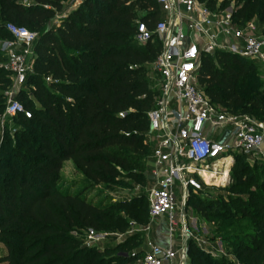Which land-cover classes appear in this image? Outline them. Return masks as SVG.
Masks as SVG:
<instances>
[{
    "label": "trees",
    "instance_id": "trees-1",
    "mask_svg": "<svg viewBox=\"0 0 264 264\" xmlns=\"http://www.w3.org/2000/svg\"><path fill=\"white\" fill-rule=\"evenodd\" d=\"M220 1L202 0L212 9L226 8L229 0ZM63 2L0 0V40L11 38L7 23L39 32L32 71L16 95L31 117H14L24 128L17 148L3 151L7 162L0 165V243L5 249L0 261L7 264L114 262L106 248L87 246L83 236L73 233L111 230L116 220L84 195L59 190L58 174L64 162L72 161L86 179L110 183L121 172L131 175L141 168L149 152L148 113L158 91L147 73L160 45L141 46L133 36L135 20L152 28L160 17L156 1L84 0L47 28ZM254 14L264 22V0H242L233 11L234 22L243 26ZM5 64L0 53L1 74ZM254 64L224 51L204 54L199 84L215 106L264 121V90L245 83L256 77ZM0 86H8L5 77ZM253 180L245 173L237 177L238 184L259 188ZM260 192L264 196V188ZM263 196L220 195L191 207L204 219H247L251 226L233 237V253L242 264H264ZM138 201V210L131 207V212L145 224L146 202ZM118 224V230H126L127 224ZM188 255L189 264H232L205 254L193 241Z\"/></svg>",
    "mask_w": 264,
    "mask_h": 264
},
{
    "label": "built area",
    "instance_id": "built-area-1",
    "mask_svg": "<svg viewBox=\"0 0 264 264\" xmlns=\"http://www.w3.org/2000/svg\"><path fill=\"white\" fill-rule=\"evenodd\" d=\"M83 1L72 0L71 8ZM155 1L160 17L152 28L135 20L133 41L141 46L155 41L160 45L151 65L158 96L148 113V132L153 135L152 182L146 194L149 222L142 231L148 233L162 218L166 241L163 245L147 241L135 264H189V241L205 247L199 227L186 209L189 191L202 189L197 178L206 182L201 172L209 170L210 162H219L236 151L256 153L264 159V121L212 104L198 80L201 56L219 50L264 67V37L255 35L251 21L238 26L230 8L212 9L202 0ZM5 29L11 38L0 40V53L6 57L4 68L12 75L13 90L3 117L30 118L31 112L12 93L24 87L32 71L33 45L39 34L14 23H7ZM226 130L229 134L220 143Z\"/></svg>",
    "mask_w": 264,
    "mask_h": 264
},
{
    "label": "rangeland",
    "instance_id": "rangeland-1",
    "mask_svg": "<svg viewBox=\"0 0 264 264\" xmlns=\"http://www.w3.org/2000/svg\"><path fill=\"white\" fill-rule=\"evenodd\" d=\"M241 1L242 0H229L226 8L235 11ZM220 2L221 1L218 0L217 3ZM71 3L72 0H65V2H63V9L60 12L57 11L47 24V28L57 24V20L60 21L61 18L65 17V15L71 11ZM216 8H218L217 5ZM250 21L255 26V35L264 37V22H261L255 14L248 22ZM254 65L256 68V77L255 79L246 80L245 83H250L251 86L256 83L258 89L264 90V67L259 66L257 63ZM1 77H5L8 80V86L4 88L0 86V165L7 162V159L2 156L3 151H8L11 147L17 148V142L21 138L20 131L24 128L17 118L10 116L3 117L5 106L8 99L11 97L10 93L13 90V82L12 75L8 70H6L4 74L0 73V78ZM147 77L151 85L155 86L157 84L152 66H149ZM16 95L17 93H12L14 99H16ZM152 138L153 135L148 132L145 141L148 143L149 152L147 157L141 162L142 167L136 168L131 172V175L126 172H121V174L110 183H94L86 179L72 161L64 162L58 174L56 185L59 190H71L74 193L84 195L89 201L107 211L111 217L116 220V223L113 224L114 229L111 230L103 229L92 232L88 231L87 233H73L74 236H83L85 242L87 241V245L89 244L90 247H96L101 251L106 248L109 251V257H112L108 258V260L115 259V261L110 264L137 263L146 249L147 241L152 240L151 231L148 233L142 231V227L149 222V205L147 203L146 194L152 182L150 179V162L153 149ZM228 157H230V161H225V158L216 163H209V171L216 173V177L212 178L210 182H204L202 178H197L202 189L195 192L189 191L186 209L188 216L192 218V221L195 219L199 227V237L204 241L205 246L204 249H200L205 254L214 258L223 259L232 264H242L233 253L232 241L239 230L250 227L251 223L245 218L236 219L234 217L227 218L226 220H220L216 217L204 219L191 207V204L196 200L207 202L209 199L208 197L216 199L220 195L227 197V195L230 194L232 197L238 196L243 200H247V197L251 194L263 196V192H260V189L264 188V159L262 156L256 153L244 154L240 151H236L235 153H230ZM226 167L229 170L227 181L225 183H220L218 177H220L222 170ZM242 173H245L247 178L251 176L254 177L252 183H258L259 188L250 183L238 184L237 177ZM175 195L177 210H179L181 201L178 191L175 192ZM142 198H144L146 202L144 206V214L146 215L145 224H141L137 220L136 213L139 205L138 200ZM131 207H137L136 211L132 213ZM163 221L164 219L160 218V220L153 224V227L158 225L160 228ZM119 222L127 224L126 230L120 231L117 229ZM4 253V246L0 243V259ZM0 264L7 263L0 261Z\"/></svg>",
    "mask_w": 264,
    "mask_h": 264
},
{
    "label": "crops",
    "instance_id": "crops-1",
    "mask_svg": "<svg viewBox=\"0 0 264 264\" xmlns=\"http://www.w3.org/2000/svg\"><path fill=\"white\" fill-rule=\"evenodd\" d=\"M71 9H73V8H71ZM58 22H59V20H57V23ZM150 169H151V162H150ZM164 230H165L164 221L160 225V228H159L158 225L155 226V227H153V225H152V228L150 230L151 231V239H152V241H155V242H157L159 244H162V245L165 244L166 240H165V236H164V233H165Z\"/></svg>",
    "mask_w": 264,
    "mask_h": 264
},
{
    "label": "bare ground",
    "instance_id": "bare-ground-1",
    "mask_svg": "<svg viewBox=\"0 0 264 264\" xmlns=\"http://www.w3.org/2000/svg\"><path fill=\"white\" fill-rule=\"evenodd\" d=\"M225 161H230V157L226 158ZM227 163V162H226ZM215 165V164H214ZM221 167V166H220ZM202 176L204 177L205 181L206 182H210L212 180V178H215L216 177V173L214 172H210L209 170H203L201 172ZM228 174H229V170L228 168L226 167L224 170H222V173L220 175L219 178V182H226L227 181V178H228Z\"/></svg>",
    "mask_w": 264,
    "mask_h": 264
},
{
    "label": "water",
    "instance_id": "water-1",
    "mask_svg": "<svg viewBox=\"0 0 264 264\" xmlns=\"http://www.w3.org/2000/svg\"><path fill=\"white\" fill-rule=\"evenodd\" d=\"M229 134V132L226 130L225 132H224V134L222 135V137H221V139H220V143H222V142H224V140H225V138L227 137V135Z\"/></svg>",
    "mask_w": 264,
    "mask_h": 264
}]
</instances>
